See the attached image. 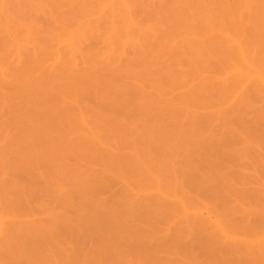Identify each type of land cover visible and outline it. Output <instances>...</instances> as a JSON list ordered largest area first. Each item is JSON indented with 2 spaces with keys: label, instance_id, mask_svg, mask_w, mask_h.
Here are the masks:
<instances>
[{
  "label": "rangeland",
  "instance_id": "374dc122",
  "mask_svg": "<svg viewBox=\"0 0 264 264\" xmlns=\"http://www.w3.org/2000/svg\"><path fill=\"white\" fill-rule=\"evenodd\" d=\"M263 244L264 0H0V264Z\"/></svg>",
  "mask_w": 264,
  "mask_h": 264
},
{
  "label": "bare ground",
  "instance_id": "6f19581e",
  "mask_svg": "<svg viewBox=\"0 0 264 264\" xmlns=\"http://www.w3.org/2000/svg\"><path fill=\"white\" fill-rule=\"evenodd\" d=\"M240 52H241V50H239V54H240ZM189 217H190V216H189ZM189 217H188V219H189ZM192 218H194V217H192ZM195 218H196V216H195ZM197 218H198V217H197ZM189 220H190V219H189ZM187 221H188V220H187ZM193 221H194V220H193ZM195 223H196V221H195ZM224 238H226V237H224ZM229 241H230V240H229ZM230 242H231V241H230ZM238 244H239V243H238ZM235 245H236V244H235ZM235 245H234V246H235ZM244 245H245V244H244ZM244 245L242 246L243 248L246 247V246H244ZM251 245H252V244H251ZM263 245H264V244H263ZM228 247H229V246H228ZM247 247H248V246H247ZM247 247H246V248H247ZM224 248H225V247H224ZM243 248H242V250H243ZM234 249H235V248H234ZM248 249H250V248H248ZM262 250H263V248H262ZM242 252H243V251H242ZM244 252H247V251H244ZM245 255H246V254H245ZM248 256H249V255H248ZM249 258H250V257H249ZM249 260H250V259H249ZM249 262H250V261H249Z\"/></svg>",
  "mask_w": 264,
  "mask_h": 264
}]
</instances>
